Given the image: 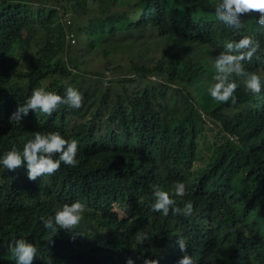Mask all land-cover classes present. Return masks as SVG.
<instances>
[{"label": "trees", "instance_id": "trees-1", "mask_svg": "<svg viewBox=\"0 0 264 264\" xmlns=\"http://www.w3.org/2000/svg\"><path fill=\"white\" fill-rule=\"evenodd\" d=\"M217 3L0 0V154L57 131L78 141L79 161L34 180L23 164L0 168V264H16L7 246L21 237L38 249L32 264H178V234L195 264H264V86L233 76L236 101L216 102L211 65L184 51L218 55L249 35L259 48L245 70L264 76V27L252 12L225 27ZM68 85L80 108L9 119L33 89ZM177 182L186 193L172 198L192 212L154 211L152 192ZM74 200L86 205L81 234L44 227Z\"/></svg>", "mask_w": 264, "mask_h": 264}, {"label": "clouds", "instance_id": "clouds-1", "mask_svg": "<svg viewBox=\"0 0 264 264\" xmlns=\"http://www.w3.org/2000/svg\"><path fill=\"white\" fill-rule=\"evenodd\" d=\"M255 13V23L264 27V0H218L215 5V17L225 27L240 29L241 17L245 13ZM259 42L254 37L245 35L237 41H228L224 44V51L219 52L213 61V82L207 87L208 95L216 102H235V95L239 84L235 77L243 78V85L252 93H259L264 86V76L257 73H249L245 70L244 61H249L257 53ZM82 93L75 87L68 85L64 94L48 91L44 87L35 88L26 98L23 104L18 105L10 114V120L20 121L27 116L29 110L34 113L51 115L52 112L63 104L71 108H80L82 104ZM78 141L66 139L57 131L37 132L33 138L27 140L22 150L13 146L10 150L0 154V168L7 170L15 169L22 164L27 168L29 179H36L57 170L61 162L68 166H76ZM55 157V158H54ZM186 186L183 182H177L171 194L168 190L156 189L152 192L151 208L164 216L169 212L173 215L182 213L187 216L192 212V204L185 203L179 207L175 197L183 198ZM86 210V205L80 200L65 203L58 207L53 215L43 220V225L51 233L55 234L59 229H65L73 234H81L75 231L80 224ZM176 243L181 252L184 253L178 260V264H195L192 255L186 251L188 243L182 235L178 234ZM144 237H139L142 240ZM9 259H14L16 264H32L33 258L38 255L37 247L27 239L13 238L7 246ZM52 264V259L47 260ZM125 264H135L128 257ZM157 264V262H156Z\"/></svg>", "mask_w": 264, "mask_h": 264}, {"label": "rangeland", "instance_id": "rangeland-1", "mask_svg": "<svg viewBox=\"0 0 264 264\" xmlns=\"http://www.w3.org/2000/svg\"><path fill=\"white\" fill-rule=\"evenodd\" d=\"M74 10H76V9H74ZM184 51L187 54L188 53L189 54H193L195 60H197V59H205L207 61V63H209L211 65L213 71H215L214 67H213V61H214V59H215V57L217 55L212 50H205L204 48L196 47V48H184ZM212 126H213L212 132L218 134L219 132H217V129L214 126L213 123H212Z\"/></svg>", "mask_w": 264, "mask_h": 264}, {"label": "built area", "instance_id": "built-area-1", "mask_svg": "<svg viewBox=\"0 0 264 264\" xmlns=\"http://www.w3.org/2000/svg\"><path fill=\"white\" fill-rule=\"evenodd\" d=\"M69 39H71V42H72V43L74 42V39H73L72 34H69Z\"/></svg>", "mask_w": 264, "mask_h": 264}]
</instances>
